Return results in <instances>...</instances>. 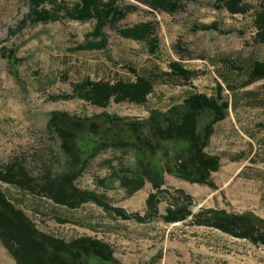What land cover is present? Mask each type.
<instances>
[{
  "label": "rangeland",
  "instance_id": "1",
  "mask_svg": "<svg viewBox=\"0 0 264 264\" xmlns=\"http://www.w3.org/2000/svg\"><path fill=\"white\" fill-rule=\"evenodd\" d=\"M64 1L70 6L77 2ZM243 1L249 6L248 12L231 15L219 8L216 0L189 1L174 14L151 8L148 0H118L120 8L134 9L116 27L103 29L108 38L107 47L79 51L77 46L86 42L94 21L60 19L27 23L21 28V21L29 11L27 2L0 0V166L22 165L37 181L81 169L75 187L95 193L112 207L123 209L125 214L145 216L146 200L154 192L152 185L146 181L143 188L129 195L120 182L124 175L133 174L139 165L138 158L146 162L148 156L138 155L134 149L116 147V134H121L119 126L104 124L96 116L107 114L142 121L152 111L165 112L173 105L182 104L193 93L216 97L218 84L222 86V99L231 104L226 111L227 119L216 125L206 148L209 154L225 156L218 175L212 173V186L164 173L163 188L167 190L160 195L159 214L165 215L171 198L183 190L192 197L190 208L194 215L185 221L165 223L161 218H153L139 222L135 218H119L92 201L70 209L42 192L34 194L3 181L0 192L41 233L65 241L83 236L98 238L111 244L120 264H127L126 260L135 257H140L138 264H155L151 260L165 256L166 250L165 264H172L169 251L174 254L173 261L178 257L177 264H230L215 256L226 251V245H235L232 241L237 237L214 227H199L194 221L197 215L213 209L210 206H219L216 198L223 200L222 206L230 207L231 199L246 197L245 191L250 193L256 186L251 180H231L232 167L245 163L240 175H264V79L245 84L248 65L252 61L264 62V43L255 41L254 25L255 12L264 0ZM141 22H150L155 27L158 48L153 54L147 43L123 38L118 33L123 27ZM213 22L218 23L220 31L195 28ZM225 60H231V64ZM173 63L194 72L195 76L189 81L177 77L171 67ZM232 65L241 67L242 71L233 69ZM138 76L154 81L153 93L142 105L111 102L100 108L73 92L74 85L87 78L114 82L135 81ZM64 114L88 119L101 127L98 135H92L86 126L76 137L75 143L80 148L77 166L50 123L51 117L58 115L60 123L70 126V119L61 117ZM95 145L103 147L96 154L92 152ZM160 147L156 162L172 163L187 143L166 141ZM201 189L205 193L199 194ZM222 243L225 245L221 248ZM198 244L204 247L203 257L198 256ZM252 244L255 251L264 249L262 244ZM0 264H17L1 240Z\"/></svg>",
  "mask_w": 264,
  "mask_h": 264
},
{
  "label": "trees",
  "instance_id": "2",
  "mask_svg": "<svg viewBox=\"0 0 264 264\" xmlns=\"http://www.w3.org/2000/svg\"><path fill=\"white\" fill-rule=\"evenodd\" d=\"M25 1L29 11L21 21V28L27 23H48L60 19L94 21V28L87 35L86 42L77 46L79 51L105 49L108 38L103 29L106 26L116 27L134 9L132 6L120 8L117 4L118 0H77L72 6L64 0ZM189 1L195 0H148L147 3L155 10L174 14L184 9ZM216 2L219 8L225 9L231 15H244L249 10V6L243 0H216ZM254 25L255 41L264 43V3L255 12ZM195 28L203 31H220L216 22ZM118 33L123 38L147 43L151 54L158 48L155 27L150 22L123 27ZM225 62L231 64V60ZM171 67L174 74L185 81L195 76L194 72L177 63H173ZM232 68L242 71L241 67L236 65H232ZM245 72L246 85L264 79V62L252 61ZM153 90L154 81L145 76H138L135 81L114 82L92 81L87 78L73 87V92L80 99L100 108H105L111 102L145 104ZM221 91L222 86L218 84L216 97L205 93H193L186 97L182 104L173 105L165 112L152 111L151 115L142 121L107 114L96 116V119H100L104 124L112 123L115 125L111 126H119L121 134H116L117 139L114 143L116 147L134 149L138 155L148 156L146 162L138 158L139 165L133 174L124 175L120 182L129 195L143 188L146 181L152 185L154 192L150 193L146 200L145 216L139 214L130 216L127 213L126 215L123 209L112 207L95 193L75 187L74 181L81 169L55 177L40 178L37 181L27 174L22 165H3L0 166V181L16 184L34 194L42 192L56 203L70 209L79 208L83 203L92 201L119 218H135L139 222L150 221L153 218H161L165 223L185 221L193 215L190 208L192 197L183 190H178V196L171 198L165 215L159 214L160 195L167 190L163 188L164 173H175L191 183L212 186L211 174L218 171L220 157L209 154L206 148L214 134L215 125L226 118V111L231 106L229 101L222 99ZM61 117L70 119V126L62 123L63 121L61 124L58 115H53L50 123L62 139L63 149L72 156L77 166L80 161V148L75 143L76 137L86 126L92 135H98L101 127L96 122H88V119L69 117L65 114ZM166 141H184L187 147L177 153L175 162L167 161L161 164L156 162L155 155L160 150L161 143ZM100 147L95 145L92 152L96 154ZM195 218L194 222L198 225L214 227L234 237L264 245V219L252 213L238 215L224 210L209 209ZM0 240L17 264H120L111 244L98 238L83 236L65 241L41 233L27 215L13 206L1 192Z\"/></svg>",
  "mask_w": 264,
  "mask_h": 264
},
{
  "label": "crops",
  "instance_id": "3",
  "mask_svg": "<svg viewBox=\"0 0 264 264\" xmlns=\"http://www.w3.org/2000/svg\"><path fill=\"white\" fill-rule=\"evenodd\" d=\"M227 117L224 119L226 120ZM222 120L221 122H223ZM220 123V122H219ZM218 124V123H217ZM216 124V125H217ZM216 125H215V131H216ZM214 131V132H215ZM212 155H218L220 157V164H222L223 160L225 159L224 154L221 153H211ZM235 158V157H234ZM233 159V158H232ZM230 158V160H232ZM237 161V159H234ZM245 163H241L239 166H234L232 167L234 169V176L231 177V180L234 178L237 182V180H242L243 181H253L256 186L250 191V193L246 190V197H240L238 198H233L230 200V207H226L225 205L222 206L223 200L220 198H216V203L219 206H210V208H213L215 210H224L227 213H232V214H238L241 215L243 213H252L255 216L264 219V175H254L252 177L246 176L244 177L243 175H240L241 171L244 169ZM220 170L214 172V174L218 175ZM212 176V174H211ZM233 179V181H234ZM205 193L203 189L199 191L200 193ZM202 193V194H203ZM244 195V194H243ZM233 196V193H232ZM212 199V198H211ZM218 200V201H217ZM201 226V225H197ZM202 227V226H201ZM233 245L232 247H229L230 245H226L227 249L224 252H217L216 258L219 259L221 258L223 261H227L228 263L232 262V264H264V249L260 248L259 251H255V248L251 241L247 239H242V238H234V241H232ZM199 245V244H198ZM202 245L204 246V243L202 242ZM202 245H199V251H198V256L202 254L201 256L203 257L205 255V250L203 249L204 247ZM225 243L221 244V248L224 247ZM225 246V247H226ZM264 247V246H261ZM230 249V250H229ZM168 250L165 251V256H159L153 258L151 260L155 264H165L166 258H168ZM229 251V255L228 252ZM170 252V259L172 264H177L178 257H175V261H173L174 256L173 252ZM201 252V253H200ZM203 252V253H202ZM204 254V255H203ZM152 259V258H151ZM190 260V259H189ZM220 260V259H219ZM130 261H133L131 264H138L140 261V257H135L133 260L129 259L128 261L126 260L127 264L130 263ZM189 262V261H188Z\"/></svg>",
  "mask_w": 264,
  "mask_h": 264
}]
</instances>
